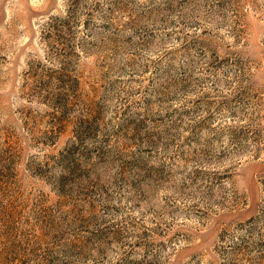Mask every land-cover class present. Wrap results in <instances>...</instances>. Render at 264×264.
<instances>
[{"label":"rangeland","instance_id":"obj_1","mask_svg":"<svg viewBox=\"0 0 264 264\" xmlns=\"http://www.w3.org/2000/svg\"><path fill=\"white\" fill-rule=\"evenodd\" d=\"M0 264H264V0H0Z\"/></svg>","mask_w":264,"mask_h":264}]
</instances>
